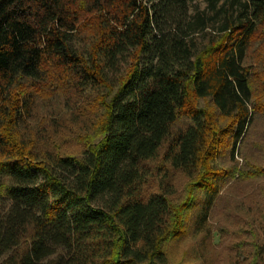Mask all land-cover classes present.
Wrapping results in <instances>:
<instances>
[{"label":"trees","instance_id":"trees-1","mask_svg":"<svg viewBox=\"0 0 264 264\" xmlns=\"http://www.w3.org/2000/svg\"><path fill=\"white\" fill-rule=\"evenodd\" d=\"M192 1L0 0V264H170L242 181L264 264V0Z\"/></svg>","mask_w":264,"mask_h":264},{"label":"rangeland","instance_id":"rangeland-1","mask_svg":"<svg viewBox=\"0 0 264 264\" xmlns=\"http://www.w3.org/2000/svg\"><path fill=\"white\" fill-rule=\"evenodd\" d=\"M207 5V0H193L191 3V9L195 7L204 8ZM43 99L39 98L38 102L39 107L42 104L41 101ZM38 106V105H37ZM46 106V105H44ZM43 108L37 107V111H39V114L42 116L43 114L46 115L44 112L45 107ZM254 131L251 136L252 139L256 140V137L260 134L264 133V117L262 118H256L254 122ZM251 140V139H250ZM221 164L224 166H232L234 163H241L242 157L236 156V161H233L230 159L228 152H225V154L220 159ZM251 183L248 181H242L240 183L232 184L229 183V185L224 186L223 188V197L222 201L218 203L215 207L216 211L211 219V223L215 224L217 222L223 224L226 227V233L225 235L220 238L219 234L217 233V228H215L214 234L209 236V239L204 241V244H202V235H190L184 238L182 241L177 243L176 247H173L171 252L174 254L173 260H171L170 264L176 263L182 256L187 258L190 262H193V264H222V254L216 258L215 256L218 252H222L225 249H227L228 244L233 242L235 240V236L231 234L232 229L235 227L233 223L232 215L240 212V206L238 205V202H236L235 199L228 200L226 198V192L231 191L234 195V198L242 196V194L247 193L249 189L251 188ZM3 206H6L7 202H2ZM214 228V227H213ZM200 248H204L205 252L204 256L197 258V254ZM185 253V254H184ZM204 258V259H203ZM219 260V261H218ZM202 261V262H201ZM217 262V263H216Z\"/></svg>","mask_w":264,"mask_h":264}]
</instances>
